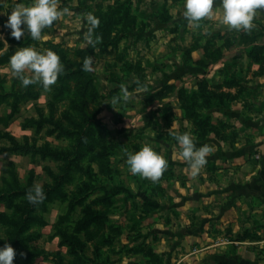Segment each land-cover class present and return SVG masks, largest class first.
I'll use <instances>...</instances> for the list:
<instances>
[{"label": "rangeland", "instance_id": "obj_1", "mask_svg": "<svg viewBox=\"0 0 264 264\" xmlns=\"http://www.w3.org/2000/svg\"><path fill=\"white\" fill-rule=\"evenodd\" d=\"M18 3L31 6L33 0H0V189L15 173L22 185L31 176L33 185L44 189L66 167V161L33 151L13 153L12 136L29 149L66 152L77 165L71 180L63 183L67 201L45 200L33 212L43 223L25 233L27 250L36 254L32 264L79 260L61 243L59 227L79 238L80 258L91 264H164L153 252L158 244L152 233L157 206L151 201L165 196L159 187L165 171L155 182L132 174L127 155L144 144L158 152L155 140L173 136L168 124L175 116L178 124L182 116L174 113L176 106L187 103L193 117L198 103L215 102L218 95L208 93L210 80L199 78L186 86L189 77L183 72L203 39L197 29L210 21L190 24L182 14L184 0H58V8L68 12L45 27L39 39L25 32L17 40L5 21ZM89 15L99 20L92 30L95 43L88 40ZM24 46L59 55L63 72L48 90L40 83L23 86L12 74L9 58ZM88 57L92 71L82 67ZM228 72L226 81L236 85ZM122 86L128 99L111 104L114 96H123ZM199 90H205L204 100L197 97ZM4 201L0 213L8 221L19 220V208L30 205L26 197L15 198L10 208ZM70 209V221L60 223ZM8 221H0V242L10 241L14 227ZM74 230L80 231L73 235Z\"/></svg>", "mask_w": 264, "mask_h": 264}, {"label": "crops", "instance_id": "obj_2", "mask_svg": "<svg viewBox=\"0 0 264 264\" xmlns=\"http://www.w3.org/2000/svg\"><path fill=\"white\" fill-rule=\"evenodd\" d=\"M221 15L214 5L203 18L210 24L197 29L203 39L183 67L186 86L210 80L208 93L218 96L198 103L193 117L187 103L176 106L179 123L168 124L171 134L190 132L197 147H211L206 164L192 176L174 135L154 144L168 161L165 196L151 201L153 252L164 264H264V9L247 31L229 29Z\"/></svg>", "mask_w": 264, "mask_h": 264}, {"label": "clouds", "instance_id": "obj_3", "mask_svg": "<svg viewBox=\"0 0 264 264\" xmlns=\"http://www.w3.org/2000/svg\"><path fill=\"white\" fill-rule=\"evenodd\" d=\"M214 5L222 8L220 21L229 29L249 30L253 27V19L258 9H264V0H184L183 16L193 26L205 17L214 15ZM58 8V0H33L31 6L18 3L8 15L5 27L9 28L10 35L17 40L27 32L33 39H39L45 27L52 26L62 12H68ZM87 22L90 27L88 40L95 43L92 30L99 25L98 18L89 15ZM23 25V27H21ZM99 39V36L96 37ZM12 74L19 79L23 86L40 83L48 90L63 72L64 65L59 55L49 49L38 51L34 47H18L9 58ZM82 67L87 71L93 70L92 57L83 61ZM26 73H30L26 74ZM123 96H114L111 104L128 99V92L123 88ZM180 146V155L188 162L190 174L196 176L206 164L207 156L212 151L208 144L196 146L190 132L172 133ZM127 164L132 174H139L152 181H157L168 166L167 159L155 151L149 144H144L139 150L127 155ZM26 198L30 203L36 204L45 198L41 185L36 184L26 192ZM3 239V238H0ZM16 250L11 244L5 243L0 246V264H13ZM23 254V253H21Z\"/></svg>", "mask_w": 264, "mask_h": 264}, {"label": "trees", "instance_id": "obj_4", "mask_svg": "<svg viewBox=\"0 0 264 264\" xmlns=\"http://www.w3.org/2000/svg\"><path fill=\"white\" fill-rule=\"evenodd\" d=\"M204 89V87H203ZM205 90L200 91L197 97H205ZM195 92L191 94L193 97ZM191 98V97H190ZM12 140V143L15 147L14 151H12L15 154L18 155H25L29 151H33L36 153H40L43 158L51 156L55 160H63L66 161V167L63 170L61 175L54 176V182L51 186L44 188L45 198L40 201L39 203L33 204L30 203V205L25 206L23 208H19L21 211V215L19 217V220H6V216L3 213H0V221L3 223L4 221H8L11 225H13V232L10 234L9 238L10 241L9 244L12 245V247L16 250L17 259L15 261V264H32V261L36 254L33 251L27 250L24 242L28 240V236L25 235V233L30 229L31 225L34 224H42L43 220L38 217L37 215H34L33 212L35 211L36 207H43L45 204V200H60V201H67L66 193L63 189V183L66 181L71 180L72 178V172L77 168L76 160L75 158H72L68 153L54 150V149H48L45 147H34L32 146L31 149H29L27 146H21L17 140L12 136L9 138ZM81 153H76V159H79V156ZM12 175V174H11ZM12 180L9 182H5L6 187L5 189H0V200H5V205L7 207H11L10 205L14 204L15 198L17 197H26V192L34 187L33 185V179L30 178L26 180V183L22 185L19 177L17 174L12 175ZM71 209L60 218V223H63L64 221H70V214ZM93 216H100L99 212H91ZM85 223V222H84ZM83 223V225H84ZM75 231V230H74ZM79 232L80 230H76ZM73 232V235H77L76 232ZM58 234L61 239V243L65 244L70 250V253H73L74 255H77L79 257V260L75 262V264H91L87 260L80 258V254L83 252V248L80 245V240L76 236H72L67 234L66 231H63L62 228H58ZM6 242H0V246H3ZM23 253V254H21Z\"/></svg>", "mask_w": 264, "mask_h": 264}]
</instances>
